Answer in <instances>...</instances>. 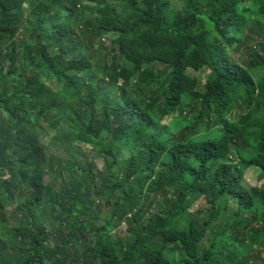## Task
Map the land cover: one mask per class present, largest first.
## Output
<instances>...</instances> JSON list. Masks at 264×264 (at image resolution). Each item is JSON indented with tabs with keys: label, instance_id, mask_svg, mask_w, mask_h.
<instances>
[{
	"label": "trees",
	"instance_id": "obj_1",
	"mask_svg": "<svg viewBox=\"0 0 264 264\" xmlns=\"http://www.w3.org/2000/svg\"><path fill=\"white\" fill-rule=\"evenodd\" d=\"M179 1L0 0V264H264V0Z\"/></svg>",
	"mask_w": 264,
	"mask_h": 264
},
{
	"label": "rangeland",
	"instance_id": "obj_2",
	"mask_svg": "<svg viewBox=\"0 0 264 264\" xmlns=\"http://www.w3.org/2000/svg\"><path fill=\"white\" fill-rule=\"evenodd\" d=\"M175 3L180 4L181 2L179 0H175ZM260 39H261V37H259V36H257V34H255L253 36V38L251 39V42H252V44H255ZM104 43L108 45L110 43L109 39L104 40ZM259 52L263 54V51L261 49L259 50ZM245 54H246L245 50L242 49L238 53L233 54V58L235 60L242 61L243 58H245ZM190 73L193 77H200L201 80L203 81V83L205 84L206 77H207V74L205 72L199 73V72L191 70ZM175 117L176 116H174V115L167 117L165 119V123L171 124L173 122V120L175 119ZM49 142H48V146L50 148V151L53 153L59 152L58 147L55 145V141L50 142V143ZM59 147H62V146L59 144ZM96 161L98 162V165L101 168H103V162L99 159H97ZM243 170H245V168H243ZM244 184L249 188L263 186L264 185V178L261 175V170L256 169V168H250L247 171H245V173H244ZM207 206L208 205L204 200H198L196 203L193 204L191 211L192 212L204 211V209H206ZM46 221L50 222V217H47ZM126 229H127V226H121L117 230V232H115V233H117V234L121 233L122 235H127Z\"/></svg>",
	"mask_w": 264,
	"mask_h": 264
}]
</instances>
